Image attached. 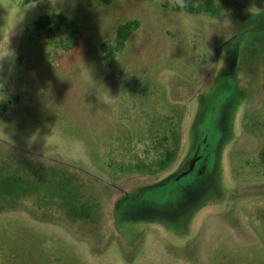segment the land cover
<instances>
[{
    "label": "rangeland",
    "instance_id": "obj_1",
    "mask_svg": "<svg viewBox=\"0 0 264 264\" xmlns=\"http://www.w3.org/2000/svg\"><path fill=\"white\" fill-rule=\"evenodd\" d=\"M213 1L215 16L180 0H0V264H264V0ZM54 13L79 28L71 49L36 29ZM201 92L237 110L214 125L230 131L218 188L180 223L176 184L151 186L185 154Z\"/></svg>",
    "mask_w": 264,
    "mask_h": 264
},
{
    "label": "flooded vegetation",
    "instance_id": "obj_2",
    "mask_svg": "<svg viewBox=\"0 0 264 264\" xmlns=\"http://www.w3.org/2000/svg\"><path fill=\"white\" fill-rule=\"evenodd\" d=\"M198 97L201 98V102L192 114L185 154L179 161L173 174L151 186H159L169 179H172L176 184L174 192L178 193V202L176 208L173 210V217L174 220L180 223L190 221L192 215L205 204L208 194H211L213 190L218 188L220 184V154L224 146V140L229 137L230 131L229 126L223 130L214 127V125L217 118L221 116L220 119L226 118L227 123L232 125L233 116L237 110L236 104L230 107L229 105L224 106L222 103H212L211 106L207 107L210 99V93L208 92L206 94L201 92L198 94ZM207 174L213 177L211 181L212 190L210 193L202 191H197L199 193H196L195 187L200 186L203 177L207 176ZM188 177L189 181L182 184L181 181ZM183 189H186V198L182 200L180 197L182 198L183 196L180 194ZM159 217L156 221L168 231L170 230L174 233L180 231Z\"/></svg>",
    "mask_w": 264,
    "mask_h": 264
},
{
    "label": "trees",
    "instance_id": "obj_3",
    "mask_svg": "<svg viewBox=\"0 0 264 264\" xmlns=\"http://www.w3.org/2000/svg\"><path fill=\"white\" fill-rule=\"evenodd\" d=\"M36 0H27V3ZM181 2L177 4V10H183L188 13L197 14H209L215 16L217 14V7L213 0H180ZM36 29L45 30L48 34H52L55 31H63L64 36L60 39L63 49L68 50L78 44L79 28L77 24L61 13H54L51 15H43L38 18L35 22ZM138 27V22L136 20L127 21L120 24L115 31L114 45L112 47H107L105 45L101 46L102 52L107 56L111 57L115 52L120 51L124 43L131 36L133 31ZM161 142H165L166 136L161 137ZM180 138L176 132L172 133L171 145L169 147L163 146L162 152L159 159L154 163L157 171H164L167 169L171 163L174 161L176 154L179 149ZM163 145V144H162ZM260 161L264 165V148L260 152ZM152 165L136 167L137 171L143 172L144 170L150 171ZM4 205L0 204V211L4 209Z\"/></svg>",
    "mask_w": 264,
    "mask_h": 264
}]
</instances>
